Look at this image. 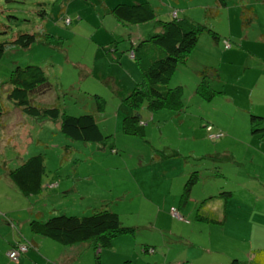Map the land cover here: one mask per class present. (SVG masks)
Segmentation results:
<instances>
[{
  "label": "rangeland",
  "instance_id": "374dc122",
  "mask_svg": "<svg viewBox=\"0 0 264 264\" xmlns=\"http://www.w3.org/2000/svg\"><path fill=\"white\" fill-rule=\"evenodd\" d=\"M144 1L162 19L175 12L205 23L217 37L203 30L188 55L195 57L170 76L169 87L182 85L181 105L150 110L143 99L134 107L144 120L139 122L143 134L126 133L122 130L123 114L130 109L126 95L141 79L131 46L140 32L146 36L152 30L153 21L123 22L111 8L118 2ZM18 32H33L36 40L27 47L8 44L0 57V232L22 229L31 237L28 221L36 215H81L103 208L118 213L133 230L118 235L115 245L100 255L89 240L69 245L39 236L40 247L29 246L17 260L7 252L5 257L0 235V264H165L163 250L144 252L149 247L141 243L160 236V228H177L162 217L176 208L171 207L178 190L174 162L185 159L173 154L172 148L231 142L219 124L230 122L226 114L237 118L242 114L223 100L231 87H238L236 98L245 94L238 83L249 85L253 96L259 93L264 103V0H0V42L10 41ZM27 63L40 65L52 83L41 101L74 115L93 112L102 131L111 136L99 142L72 140L60 131L59 119L23 113L8 95L7 79L15 65ZM204 66L212 67L207 78L215 89L206 91V98L196 91ZM181 80L188 86L175 82ZM95 94L105 98L102 109ZM200 98L211 101L205 105ZM200 115L210 117L218 128L212 131L208 126L207 138L194 132L192 123L198 124ZM244 146L233 137L227 147ZM36 153L44 157L42 187L25 194L9 172ZM149 221L154 227H146ZM66 251L71 254L62 256Z\"/></svg>",
  "mask_w": 264,
  "mask_h": 264
},
{
  "label": "crops",
  "instance_id": "0c3cea01",
  "mask_svg": "<svg viewBox=\"0 0 264 264\" xmlns=\"http://www.w3.org/2000/svg\"><path fill=\"white\" fill-rule=\"evenodd\" d=\"M170 17L171 15L168 18ZM155 27L153 24V28ZM142 37L145 35L140 32L139 39ZM193 57L195 56H188L185 63H189ZM200 64L206 65V63ZM199 76L200 81L201 75ZM175 82L188 86L182 80ZM255 83L258 85V81ZM254 84L250 85L252 90ZM237 86H241L245 94L236 98L238 87H231L228 93L234 99L225 94L223 100L236 105L242 110V114L239 118L233 114H226L225 117L230 122L219 125L226 132L225 137H229L231 142L235 137L237 142L245 144L244 147L231 150L227 147L231 145V142L221 145L218 144L220 141L215 140L212 147L198 149L194 143L187 149L172 148L173 154L185 158L174 162L175 168H178L177 173L173 174L177 175L174 178L177 179L178 190L171 204V207L178 208L184 218L180 219L170 212H164L162 217L166 220L170 219L177 228L173 226L160 228V236L143 239L141 243L142 247L154 246L153 253L157 251V248L163 250L165 264H231L234 259L238 260L239 264H264V121L250 119L251 114L264 117V103L259 93L253 96L252 91H249V85L244 86L238 83ZM247 93H249L248 98ZM207 100H202L205 105L211 101ZM41 102L47 103V101ZM210 119L200 115L199 123H192L194 132L200 136L204 133L203 136L207 138L208 126L212 131H217L218 128ZM193 138L195 140V135ZM247 162L249 167L244 164ZM167 170L168 167H165L164 171L168 172ZM190 176H193V181L187 195L184 196L186 184L184 182ZM188 206L189 211L185 212ZM257 206L258 211L255 209ZM149 223L147 228L154 227V222L149 221ZM28 233L27 237L22 229L0 232L1 241L5 242L3 247L5 257L8 249L13 248L21 240L29 239L30 246L40 247L39 242L42 239L40 235L31 231L33 233L31 238ZM117 236L113 238L110 246L115 245L114 239ZM91 244L94 247L92 242ZM107 247L96 245L94 248L100 255ZM29 254L32 255L30 251ZM70 254L69 252L67 255L66 251L62 256L68 257Z\"/></svg>",
  "mask_w": 264,
  "mask_h": 264
},
{
  "label": "trees",
  "instance_id": "16d2710c",
  "mask_svg": "<svg viewBox=\"0 0 264 264\" xmlns=\"http://www.w3.org/2000/svg\"><path fill=\"white\" fill-rule=\"evenodd\" d=\"M111 12L123 22L138 23L151 20L156 25L145 37L132 43L131 49L134 55L131 57L140 69L141 79L126 95L130 109L125 111L122 118L123 132L143 134V124L139 122L144 120L140 118L134 107L143 99L147 100L150 110L180 106L182 85L169 87L170 76L180 64L186 62L203 30H209L215 38L217 33L205 23L178 17L176 14L175 16L172 14L168 19H162L158 17V13L149 1L118 2L112 6ZM35 40L36 34L33 32H18L10 41L0 42V57L8 44L27 47ZM210 70L212 67L208 66L200 70L201 80L197 83L196 91L202 97L206 96V91L214 89L207 78V72ZM7 81L11 85L8 95L23 113L41 118L59 119L60 131L68 138L99 142L111 136L102 131L93 112L74 115L67 113L58 104L41 102L39 97L53 86L40 65L34 63L15 65ZM96 95L99 98L98 106L102 109L105 98L100 94ZM250 119L264 121L263 116L255 114H251ZM43 172L44 157L41 153H36L11 169L9 175L23 193L32 194L41 189ZM192 181L193 176H190L184 186V196L187 195ZM28 226L33 233L64 244L72 245L89 240L93 242L94 247L98 244L104 247L110 246L115 236L133 230V227L122 223L118 213L108 208L94 209L89 214L81 215L55 213L47 218L36 215L28 221ZM18 243L25 245L26 250L30 246L29 239ZM146 247L155 249L152 245ZM231 264H239V262L234 259Z\"/></svg>",
  "mask_w": 264,
  "mask_h": 264
},
{
  "label": "built area",
  "instance_id": "2783aa9c",
  "mask_svg": "<svg viewBox=\"0 0 264 264\" xmlns=\"http://www.w3.org/2000/svg\"><path fill=\"white\" fill-rule=\"evenodd\" d=\"M176 13L174 12V15ZM210 135L211 134H214L213 132L209 133ZM216 134V133H215ZM214 135H211L210 137L213 138ZM171 214L173 216H176L177 218H180V219H183L184 217L182 216V214L176 210V208H172L171 209ZM26 250V247L25 245L21 244V243H17L13 248H11L10 250H8L7 254L8 256L13 259V260H17L18 259V256L21 252L25 251ZM149 251H153L154 249L152 247H149L148 249Z\"/></svg>",
  "mask_w": 264,
  "mask_h": 264
}]
</instances>
